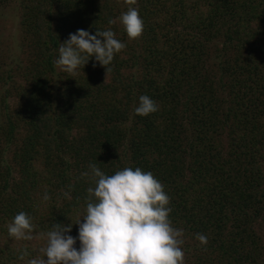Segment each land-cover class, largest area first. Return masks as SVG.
<instances>
[{"label": "trees", "instance_id": "16d2710c", "mask_svg": "<svg viewBox=\"0 0 264 264\" xmlns=\"http://www.w3.org/2000/svg\"><path fill=\"white\" fill-rule=\"evenodd\" d=\"M123 5L21 0L33 58L20 79L0 73V264L41 258L52 223L86 214L90 164L153 173L184 264H264V0H136L143 32L131 43L116 23ZM109 28L126 47L107 73L56 66L70 33ZM141 95L159 110L137 115ZM21 211L32 241L9 237Z\"/></svg>", "mask_w": 264, "mask_h": 264}, {"label": "clouds", "instance_id": "9594fccd", "mask_svg": "<svg viewBox=\"0 0 264 264\" xmlns=\"http://www.w3.org/2000/svg\"><path fill=\"white\" fill-rule=\"evenodd\" d=\"M125 3L129 7L119 20L127 37L136 39L143 32V20L131 6L136 0ZM125 47L110 28L97 29L95 34L78 29L60 43L55 64L71 78L89 61L107 73L115 55ZM158 110L156 101L141 95L135 113L148 116ZM89 168L95 187L88 189L86 214L76 223H52L46 246L39 250L42 257L32 258L29 264H184L183 230L172 225L170 197L153 173L126 167L106 175L96 164ZM73 225L78 226L75 237L70 234ZM35 227L32 217L21 211L8 225V234L15 240L32 241ZM197 239L207 243L202 234ZM27 254L25 250L19 259Z\"/></svg>", "mask_w": 264, "mask_h": 264}, {"label": "rangeland", "instance_id": "374dc122", "mask_svg": "<svg viewBox=\"0 0 264 264\" xmlns=\"http://www.w3.org/2000/svg\"><path fill=\"white\" fill-rule=\"evenodd\" d=\"M20 3L21 0H9L7 4L0 8V73H2L3 76H6V73H8L16 80L21 78L19 73L20 68L26 66L29 63V60L33 58V52H30L29 42L24 38L20 25ZM124 7L126 6H122V11L119 17L123 12H126ZM119 17L117 18L116 23L121 32V30L124 31V28ZM126 39L129 43L136 40L129 39L127 35ZM3 90L4 88L0 87V95L3 94ZM14 102V99H9V104L11 106L14 105Z\"/></svg>", "mask_w": 264, "mask_h": 264}]
</instances>
